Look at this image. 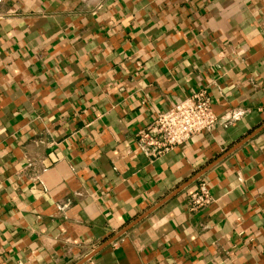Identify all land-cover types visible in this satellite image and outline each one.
Masks as SVG:
<instances>
[{
    "label": "crops",
    "instance_id": "crops-1",
    "mask_svg": "<svg viewBox=\"0 0 264 264\" xmlns=\"http://www.w3.org/2000/svg\"><path fill=\"white\" fill-rule=\"evenodd\" d=\"M203 88L249 111L142 154ZM0 264H264V0H0Z\"/></svg>",
    "mask_w": 264,
    "mask_h": 264
},
{
    "label": "built area",
    "instance_id": "built-area-1",
    "mask_svg": "<svg viewBox=\"0 0 264 264\" xmlns=\"http://www.w3.org/2000/svg\"><path fill=\"white\" fill-rule=\"evenodd\" d=\"M248 111L247 108L238 107L218 115L213 108L208 89L203 88L185 97L167 111L158 112L151 123L136 133L137 146L142 154L154 160L188 142L197 134L212 133L221 126L240 120ZM39 173L36 162L29 160L16 174L36 180ZM213 200L206 181L201 180L197 189L189 196V210L199 212Z\"/></svg>",
    "mask_w": 264,
    "mask_h": 264
}]
</instances>
